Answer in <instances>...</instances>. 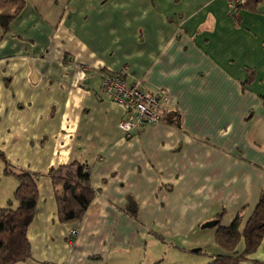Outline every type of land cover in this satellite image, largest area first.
Listing matches in <instances>:
<instances>
[{
	"label": "crops",
	"instance_id": "1",
	"mask_svg": "<svg viewBox=\"0 0 264 264\" xmlns=\"http://www.w3.org/2000/svg\"><path fill=\"white\" fill-rule=\"evenodd\" d=\"M232 13L226 0H25L0 28V153L37 175L30 256L14 264H206L223 253L218 226L239 216L242 232L264 189V0ZM103 69L163 89L166 120L125 138L122 108L96 98ZM73 161L94 195L60 222L47 171ZM5 163L0 207H15ZM238 264H264V236Z\"/></svg>",
	"mask_w": 264,
	"mask_h": 264
},
{
	"label": "trees",
	"instance_id": "2",
	"mask_svg": "<svg viewBox=\"0 0 264 264\" xmlns=\"http://www.w3.org/2000/svg\"><path fill=\"white\" fill-rule=\"evenodd\" d=\"M257 1L250 0L253 4ZM241 3L242 0L234 10ZM24 4L25 0H0V28L3 31L7 30L9 23L22 10ZM233 11H230V14ZM235 21L238 23L239 19L236 17ZM118 72L126 76L124 70L107 71L105 69L102 70L101 76ZM161 120V122L166 120L164 108ZM0 158L6 162L5 173L14 175L8 169L9 164L2 153H0ZM47 175L51 179L55 192L58 220L60 222L80 220L94 195L89 183V169L81 162L73 161L69 164L51 167ZM14 176L18 183L13 193V200L17 202V205L13 207V201L10 200L7 206L0 207V264H14L30 256V244L26 232L37 202L35 184L37 175L22 171ZM133 205L135 206L134 202L129 200L127 210H131ZM239 222L240 217L237 216L230 226L216 228L214 239L216 244L223 249V253L213 255L206 264H238L241 259L259 246L264 236V189L242 232L238 229ZM240 242L243 245L242 249H239Z\"/></svg>",
	"mask_w": 264,
	"mask_h": 264
},
{
	"label": "built area",
	"instance_id": "3",
	"mask_svg": "<svg viewBox=\"0 0 264 264\" xmlns=\"http://www.w3.org/2000/svg\"><path fill=\"white\" fill-rule=\"evenodd\" d=\"M241 0H226L228 11H233ZM97 99L108 98L117 103L123 111L118 123L125 138L139 133L146 125L161 122L163 104L167 94L163 89L145 90L138 82L130 83L123 73L103 74ZM75 230L70 231L73 238Z\"/></svg>",
	"mask_w": 264,
	"mask_h": 264
},
{
	"label": "rangeland",
	"instance_id": "4",
	"mask_svg": "<svg viewBox=\"0 0 264 264\" xmlns=\"http://www.w3.org/2000/svg\"><path fill=\"white\" fill-rule=\"evenodd\" d=\"M5 207V206H4ZM206 222H208V221H206ZM205 222V223H206ZM204 223H202V225H203ZM202 225H201V227H202ZM206 229V228H205ZM207 229H210V228H207ZM211 237V236H210ZM207 246L208 247H210L211 246V239H209L208 240V242H207ZM239 247H240V245H239ZM211 248V247H210ZM209 248V249H210ZM196 249V248H195ZM195 252V251H194ZM197 252V251H196ZM197 255H199L200 257H206L207 255H205L204 254V252H203V250H202V252H199V253H197ZM162 257L163 256H161V258H160V262L158 263V264H170V262H169V259H170V257H166V258H164V259H162Z\"/></svg>",
	"mask_w": 264,
	"mask_h": 264
},
{
	"label": "water",
	"instance_id": "5",
	"mask_svg": "<svg viewBox=\"0 0 264 264\" xmlns=\"http://www.w3.org/2000/svg\"><path fill=\"white\" fill-rule=\"evenodd\" d=\"M217 224V220H210L202 225L203 228L205 227H213Z\"/></svg>",
	"mask_w": 264,
	"mask_h": 264
}]
</instances>
